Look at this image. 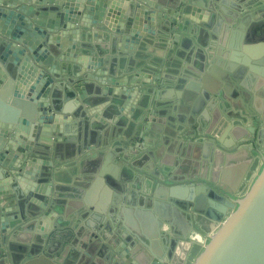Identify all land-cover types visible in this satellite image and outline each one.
Segmentation results:
<instances>
[{"label":"water","instance_id":"1","mask_svg":"<svg viewBox=\"0 0 264 264\" xmlns=\"http://www.w3.org/2000/svg\"><path fill=\"white\" fill-rule=\"evenodd\" d=\"M185 1L186 7L179 8L175 14L176 19L181 15L193 21L199 19L205 22L206 17L218 15L226 21L228 28L245 23L244 19H239L240 10L236 13L229 10L223 0H208V4L205 5L196 1L194 3ZM261 6L258 14L264 19V0ZM246 19L249 20L247 17ZM167 20V15L153 0H0L1 178L7 174L15 175L18 177L17 181L25 185L21 186L20 195L13 190L0 187V197H7L8 201L16 204L23 201L27 204V209L35 207L43 217L52 219L56 217L55 205L50 206L48 202L38 199V195L34 193L38 183L47 182L43 178L41 166L34 162V158L37 157H34L33 153L37 147L42 146L37 144L36 140L47 145L51 144L53 139L58 140L59 136L66 132L64 127L68 116L78 118L80 124L83 113L77 114L80 110H85L82 102L89 98V94L85 92L88 80L113 86L111 80L99 79L98 75H95L104 65L99 47L95 44H83L77 36L73 39V35H76L73 30L83 27L90 29L94 35L98 29L104 30L107 27L112 30L110 35H113V38L124 36L125 42L129 37L133 42L143 40L145 34L154 35L155 29L159 32V26L165 30ZM172 21L176 23L174 18ZM261 22L263 24L260 28H255L261 44L245 49L247 55L242 59L238 56H226L221 47L217 59L211 57L209 67L206 69L207 74H210L209 68L216 66L220 70V74L216 75L222 82L249 78L253 84L249 90L252 106L254 102L259 101L255 97L260 98L264 104V20ZM238 28L241 29V25ZM65 35L67 41L62 39ZM77 52L87 54V59L81 56L77 59L75 56ZM73 58L76 60L73 61ZM60 61L67 63L62 69L63 80L59 82L64 87L63 97L62 94L49 93L54 82L50 77L55 81L61 80ZM138 76L136 74L131 80L133 88L140 83ZM204 78V75L199 78L201 85L204 84ZM156 82L159 83V80ZM19 85L20 88L17 90ZM201 85L199 91L203 89ZM107 91L102 94L105 98L108 97ZM207 93V95L204 93V97L209 100L212 92ZM200 96L201 94L199 98ZM100 108L88 107L87 110L94 115ZM94 117L100 122L97 115ZM260 117L258 125L255 120L257 116L249 118L244 128L245 135L236 139L240 143H245L247 136L256 135L260 147L255 149V153L261 162L248 179L245 178L244 170V174L242 173L238 180L237 184L244 185L242 190L237 185L234 188H227L220 183L219 172L223 168L220 165H216L206 174L198 171L193 176L198 183L185 185L180 183V179L165 177L167 171L162 170L161 174L155 173L154 182L149 179L145 195L139 193L140 198L136 204L129 206L124 198L121 202L118 200L111 202L109 209L114 210L113 222L118 224V233L124 240L119 247L113 246L114 253H108V249L105 248V244H101L97 234V228L111 230L108 223L103 217L95 216L92 232H85L83 228V233L82 229H79L74 235H70L73 238L71 240L73 248H70L72 244L65 243L69 245L66 246L68 250L65 249L59 259L54 258L49 247L43 249L39 244L36 248L38 255L33 260L55 259L58 264H101L98 261L99 256L95 259V255L103 252L104 255L108 253L113 257V264H264V149L261 148L264 140V117L261 114ZM139 126L140 131L135 141L146 143L140 148H145L144 150L152 148L159 153V149L165 145V142L161 143L163 135L159 131L154 132L157 133L155 140L151 143L146 142V136L151 133L150 124L145 120ZM25 130L27 137L23 134ZM209 140L210 144L215 145L214 139ZM201 142L205 146L209 141L204 139ZM202 148L201 146L200 149ZM249 149H252V145ZM21 151L26 164L23 162L18 166L15 164L17 154L13 157L10 153ZM218 151L221 153L220 149ZM240 153L238 151L230 157ZM199 157L203 158L201 154ZM213 161L215 163V159ZM106 164L105 159L98 167L96 177L106 176L104 170ZM158 166L164 165L159 162ZM27 176L28 179L24 180ZM49 185L51 186L50 182ZM47 194L49 196V191ZM140 199L142 203H139ZM0 209L1 234H4V229L10 221H29L26 212L23 216L13 215L10 219V215L4 214V211L8 213L11 209L1 207ZM127 209L132 211H126L128 215H125L124 210ZM199 218L209 220L210 227L206 232L203 231L204 226L200 228ZM35 222L32 223L34 235L45 238L40 233H47L46 230L39 221ZM199 229H202L204 235L198 232ZM149 230L151 232H148ZM1 240L0 235V264H8L7 259L2 260L5 257L1 258ZM76 242L78 244L75 246ZM195 245L201 249L187 263V258ZM109 259L105 257V260Z\"/></svg>","mask_w":264,"mask_h":264},{"label":"crops","instance_id":"2","mask_svg":"<svg viewBox=\"0 0 264 264\" xmlns=\"http://www.w3.org/2000/svg\"><path fill=\"white\" fill-rule=\"evenodd\" d=\"M153 1L161 7L168 20L163 24L165 30L159 26V32L155 29L154 35L145 34L143 40L132 42L128 37L124 42V36L113 38V35H110L112 30L107 27L104 30L98 29L94 35L90 29L83 27L73 30L76 32L73 39L77 36L83 44H95L99 47L104 65L95 75H98L99 79L111 80L113 86L88 80L85 92L89 94V98L82 102L85 110L79 109L77 114L83 113L80 124L78 118L68 116L64 127L66 132L60 135L58 140L53 139V142L47 145L41 144L42 141L35 138L37 144L43 148L39 146L35 149L33 156L37 158H34V162L41 166L43 178L47 182L38 183L34 193L38 195V199L48 202L50 206L55 205L54 219L43 217L35 207L27 209V204L23 201L16 204L8 201L7 197H0V207L11 209L8 213L4 211V214L10 215V219L13 215L23 216L25 212L29 219L10 221L4 229V234L0 232L1 258L5 257L2 260L7 259L8 264H58L55 259L33 260L38 255L36 248L39 244L43 249L49 247L54 258L59 259L60 254L62 255L65 249L68 250L66 246L69 245L66 244H72L73 238L70 235H74L79 229H82V233L84 230L92 232L95 216L103 217L108 223L111 230L97 228V234L108 253H114L113 246L119 247L124 240L118 233V224L113 222L114 210L109 209L111 202H121L124 198L129 206L136 204L140 198L138 194L145 195L149 179L154 182L155 173L161 174L162 170L167 171L165 177L180 179V183L185 185L198 183L193 178L198 171L206 174L216 165H220L223 167L219 172L220 183L227 188H234L236 185L243 188L244 185L237 184L243 172L236 178L233 173L228 175L227 169L234 164L247 163L244 173L248 179L261 162L257 154L256 157L251 156L250 150L253 148L249 149L251 145L259 146L256 135L247 136L245 143L236 140L245 135L244 128L248 119L261 114L260 98L255 97L259 101L255 100L257 102H254L253 106L250 103L249 90L253 84L249 78L246 80V77L239 81L231 79V82H222L217 77L220 70L216 66L209 68L210 74H207L206 69L211 57L217 59L221 47L226 56H238L242 59L247 55L245 49L261 44L255 28L259 29L263 24L261 21L264 19L258 14L263 0H223L229 10L235 13L237 10H243L239 11V19H244L245 23L237 24L241 25V29L238 26L228 28L226 21L218 15L206 17L205 22L199 19L193 21L181 15L176 19L175 14L179 8L186 7L185 0ZM189 1L208 4V0ZM239 22L238 20L237 23ZM62 39L67 41V35ZM75 56L77 59L80 56L87 59L88 55L77 52ZM74 60L76 58H73ZM65 65L67 66V63L60 61L61 80L55 81L50 77V80H54L50 94H62L63 97L64 87L59 82L63 80L62 69ZM136 74L139 75L140 83L133 88L131 80ZM203 75L204 84L201 85L199 78ZM156 80H159V83ZM200 85L203 86L201 91L198 89ZM19 88L20 85L17 90ZM106 91L107 98L102 95ZM207 92H212L209 100L204 97ZM70 104L72 105V102ZM97 106L101 108L99 112L95 111L94 115L99 117L100 122L87 110L88 107L92 109ZM145 120L151 127V133L146 136L145 141L151 143L157 134L154 132L159 131L163 135L161 143L165 142L163 151L159 149L157 153L152 148L141 149L146 143L135 141L140 131L139 124ZM23 134L26 137L28 135L26 130ZM204 139L209 141L205 146L201 142ZM209 139H214L215 145L210 144ZM261 148L264 149V140ZM238 151L241 152L240 156L230 157ZM11 154L13 157L17 154L15 164H26L23 151ZM200 154L203 157L201 159ZM105 159L106 176L98 178L95 176L97 169ZM159 162L164 166H158ZM1 172L0 169V187L20 195L23 185L17 181L18 177L7 174L1 178ZM26 179L28 176L24 178ZM158 182L157 179L156 183ZM161 185L165 186L163 183ZM139 203H142L141 199ZM126 211L132 210H124L125 215H128ZM36 218L38 220L35 221H39L47 232L40 233L45 238L34 235L32 223L36 222L32 219ZM198 221L200 228L204 226L203 231L206 232L210 227L209 220L199 218ZM198 232L204 235L202 229ZM77 244L76 242L75 246ZM70 248H73V244ZM200 249V246H194L187 263ZM98 253L95 259L99 256L98 261L101 264H113L111 255ZM105 257L110 259L105 260Z\"/></svg>","mask_w":264,"mask_h":264},{"label":"bare ground","instance_id":"3","mask_svg":"<svg viewBox=\"0 0 264 264\" xmlns=\"http://www.w3.org/2000/svg\"><path fill=\"white\" fill-rule=\"evenodd\" d=\"M236 156H240V155H236ZM246 165H247V163H244L242 165H240V164L232 165V167H230V169H227V171L229 172L228 175H231L233 173L236 176V178L239 177L241 175V173L244 171V168L246 167ZM235 181H236V179H235ZM148 232H151V231L149 230Z\"/></svg>","mask_w":264,"mask_h":264},{"label":"rangeland","instance_id":"4","mask_svg":"<svg viewBox=\"0 0 264 264\" xmlns=\"http://www.w3.org/2000/svg\"><path fill=\"white\" fill-rule=\"evenodd\" d=\"M260 111H261V115L264 117V104H263V103L261 104ZM256 116L258 117L257 119H255V120H256V125H258V123H259V122H258V121H259V118H261V117H260V115H256ZM252 148H253V149L250 150V152H251V156H252V157H256L255 149H256V148H259V146L254 145ZM256 160H257V159H255L254 162H256ZM242 164H244V163H242ZM242 164H240V165H242ZM234 165H235V164H234ZM236 165H238V164H236Z\"/></svg>","mask_w":264,"mask_h":264}]
</instances>
